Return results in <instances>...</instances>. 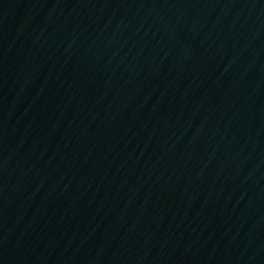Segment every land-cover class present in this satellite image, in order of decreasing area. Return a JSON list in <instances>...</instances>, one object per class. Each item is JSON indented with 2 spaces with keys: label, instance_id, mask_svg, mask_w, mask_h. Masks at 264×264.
<instances>
[{
  "label": "water",
  "instance_id": "95a60500",
  "mask_svg": "<svg viewBox=\"0 0 264 264\" xmlns=\"http://www.w3.org/2000/svg\"><path fill=\"white\" fill-rule=\"evenodd\" d=\"M0 264H264V0H0Z\"/></svg>",
  "mask_w": 264,
  "mask_h": 264
}]
</instances>
